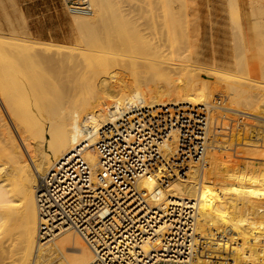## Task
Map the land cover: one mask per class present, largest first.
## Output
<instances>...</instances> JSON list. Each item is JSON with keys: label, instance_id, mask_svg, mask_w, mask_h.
<instances>
[{"label": "bare ground", "instance_id": "bare-ground-1", "mask_svg": "<svg viewBox=\"0 0 264 264\" xmlns=\"http://www.w3.org/2000/svg\"><path fill=\"white\" fill-rule=\"evenodd\" d=\"M89 1L92 12L87 15L69 8L77 27L73 45L8 36L0 29V264H120L113 257L96 256L80 232L88 231L97 213L105 217L107 211L79 212L76 206L92 203L89 181H97L100 172L97 144L107 126L117 124L125 113L137 116L142 108H169L184 115L189 108L205 106L213 121L222 112L212 103L223 95L228 99L225 108L245 106L264 117V49L248 47L247 30L236 27L245 36L236 34L239 46L236 36L229 41L244 54L246 75L239 76L232 70L239 66L236 55L229 71L201 62L200 55L208 52L202 45L204 30L189 21L193 19L179 21L171 6L175 1L172 8L160 7L158 2L164 0ZM254 1L263 13L264 0ZM226 57L233 60L232 55ZM256 126L260 131L254 144L231 143L235 154L219 156L213 138L205 159L208 168L191 165L188 174L167 186L153 174L138 181L151 208L173 199L198 200L197 234L205 247L196 240L197 264H208L203 257L212 259L209 255L217 257L218 252L227 256L219 264H229L228 259L231 264H264V138L260 137L264 123L257 121ZM141 132L131 121L112 133L120 149L126 145L135 149ZM175 140L163 148L166 160L176 149ZM50 176L53 183L41 185ZM130 200L118 214L128 212L131 217L124 218L132 223L146 209L141 205L131 209L136 201Z\"/></svg>", "mask_w": 264, "mask_h": 264}, {"label": "built area", "instance_id": "built-area-1", "mask_svg": "<svg viewBox=\"0 0 264 264\" xmlns=\"http://www.w3.org/2000/svg\"><path fill=\"white\" fill-rule=\"evenodd\" d=\"M67 2L70 3V8H79L85 15L92 12L89 0ZM227 103L226 96H215L212 104L221 110L222 117L213 121L205 106L189 108L184 115L169 112V108H163L162 111L142 108L136 111L137 116L125 113L117 124L107 126L97 144L100 157L98 180L89 181L94 189V193H91L92 203L87 204L88 207L74 205L79 212L97 213L100 208H103L102 213L107 211L105 217L101 213L94 216L88 225V231H80L96 256L104 260L113 257L120 264H197L196 250L201 246L205 247L204 239L197 234L200 214L198 200L173 199L166 205L151 208L147 192L139 191L137 185L144 175L153 174L160 185L167 186L177 177L183 178L188 174L191 165L200 164L204 167L211 149L208 143L213 138L218 143L216 151L219 156L235 154L230 145L236 141L254 144L260 131L256 122L264 123V117L229 110L225 108ZM132 116L133 119H130ZM131 121L136 122L142 132L135 138V149L128 148V145L125 149H120L116 142L117 135L112 132ZM210 122L211 131L208 132ZM262 136L264 138V128H261L260 137ZM174 137L176 149L166 160L163 148ZM82 165L87 168L84 162ZM51 179L52 176L42 180L41 185L46 187ZM129 198L130 202L136 201L131 209L137 205L146 209L132 223L126 222L124 218L125 215L131 217L128 212L118 214L119 208L128 205L125 202ZM93 204L95 205L92 206ZM127 224L130 227L128 231ZM196 240H200V247ZM209 256L212 259L203 257L208 264H219L217 261L227 257H223V254Z\"/></svg>", "mask_w": 264, "mask_h": 264}, {"label": "rangeland", "instance_id": "rangeland-1", "mask_svg": "<svg viewBox=\"0 0 264 264\" xmlns=\"http://www.w3.org/2000/svg\"><path fill=\"white\" fill-rule=\"evenodd\" d=\"M67 1L68 0H0V25H1L0 29L3 31V33L5 35H8V36L13 33V35L21 36V37H24L27 35L30 38H32L34 40L41 41V42H47V43H53V44H59V45H73L75 42V35L77 32V29H76L77 27H76L75 22L73 20V13L69 9L70 3H68ZM171 1L172 2L169 3V0H168V2H167V0H164V3L162 1L161 3L158 2V4L160 7L164 6L162 8H172V7L174 8V6H175V11L177 9L176 12H178L177 18L179 21L184 22L185 19L186 20L187 19L188 20L193 19V20H189V21L190 22L192 21L191 23L196 22V23H194V26H195V24H196V26L199 24L200 30L201 31H202V29L204 30L203 36L204 37L206 36V38L204 39V41H202V45L204 46L206 44L207 47L204 46V51H208V52H204L203 54L200 55L203 58V59L199 58V59H201V62L203 61V63L206 64L207 66H210L211 64H217L221 68L225 69L226 71H229L231 69H230V67H228V65L232 66L231 64L234 61V56L236 55L237 60H239V61H237L239 63V66L232 68L233 73L236 75H239V76H245L246 74H244V73H245L246 69H244L245 66L243 64L244 54L242 51L238 50L239 47H237V48H235V47L239 46V42L241 44V41H239L240 37L246 36L245 38L250 37V38H248V43H249L248 45H250V44L251 45L248 47H252L255 50L257 49L255 47L259 48L257 50L264 49L263 48L264 47L263 46L264 45V41H263L264 40V33H262V32H264V30H262V29H264V26H263L264 11H263V13L261 12V9L258 7L260 5L254 0H252V1H250V0H186L185 3H184L185 0L184 1L180 0V2H179V0H171ZM170 4H172L171 5L172 7L170 6ZM237 4H238V6H237ZM197 5H198V12H200V13L197 12ZM251 5H252V7H251ZM184 6H186V8L187 7L188 8L186 9ZM192 6H193V8H192L193 11L191 10ZM231 6H232V8H231ZM253 6L254 7L256 6L255 9ZM237 7H239V8H237ZM240 7H241V9H240ZM199 8H200V10H199ZM247 8H249V9H247ZM183 9H184V11H186V13L188 10H190V11H188L189 14L187 13L188 15H186V13L183 11ZM252 9H254L255 11ZM210 12H212V14ZM258 12H260V13H258ZM196 13H197V19L200 20V23L197 22V19L194 18V17H196L195 16ZM255 13H256V15H255ZM261 13L263 14L262 15L263 18L260 15L262 19L258 15ZM231 14H233V15H231ZM252 14H254V15H252ZM191 15L193 17H190ZM199 17H200V19H199ZM259 18L261 21L262 20L263 21L262 22L259 21ZM210 19H212V21L215 23H212V21H210ZM235 19L238 20L237 21L238 24L236 23V21H234ZM257 19H258V21H257ZM206 20H207V22H206ZM248 21H250V23H248ZM232 23H234V24H232ZM256 23H260V24H256ZM211 24H213L212 25L214 27L213 30L211 28L212 27ZM231 24L233 25V27L230 26ZM235 24H236L235 29L237 27L240 31L241 30H247V31H244V33H246V34H244L245 36L237 29H236V33H235V29H232V28H234ZM242 24H244V25H242ZM246 24L248 26H246ZM261 24L263 26L261 28H259V27L255 28L254 27V25H261ZM204 25L208 26V27H204ZM214 25H216V26L218 25V27H216ZM200 26H202V29ZM251 26H253V27H251ZM240 27L244 28V29H240ZM230 29H232V32ZM251 29H253V30H251ZM233 31H234L235 35L232 34ZM238 31H239V33H238ZM247 32H249V33H247ZM250 32H251V35H250ZM211 33H214L216 36L211 37L210 36V35H212ZM218 33H220V36ZM230 33L233 35L232 37H231ZM195 34L196 33H194L193 35L195 36ZM227 34H228V36H226ZM236 34H237V36H240V37H238L239 40H238ZM238 34H241V35H238ZM235 36L237 38V40H235V42L237 41L238 44L236 46L235 45L233 46V44L235 42L233 41L231 44V42L229 43V41L234 40ZM255 37H259V38H261V40L259 38L258 39L255 38ZM213 38L214 39L216 38L215 41ZM225 40H228V41H225ZM257 40H259V41L257 42ZM214 42H215V44H214ZM260 42L262 44H260ZM223 43L225 46L223 45ZM226 43H227V45H226ZM254 44H255V46H254ZM260 45H261V47H260ZM211 46H213L214 48ZM208 47H209V50H208ZM212 49H216V51L218 50V53L215 52L216 54H212V53H214V52H211ZM228 49L232 54L230 53V55H229ZM225 51L227 52V54L225 53ZM262 51H264V50H262ZM231 55L233 57V60H232V58L230 60L229 56H231ZM213 56H215V57H213ZM226 56H228L229 58H227ZM226 58H227V60L228 59L229 60L227 61ZM222 59L224 60V64L222 63L223 62ZM212 60H214L215 63ZM230 61H231V64H229ZM216 62H218V63H216ZM227 62H228V64H227ZM191 72L193 73V72H195V70H192ZM202 73L207 74V73H209V71L204 70V71H202ZM225 94L227 95V92L226 93L224 92V95ZM241 107L246 108V109L242 110L243 108H241ZM234 108L237 110H240V108H241V111H244V112L245 111L249 112V110L254 111V109H251V108H248L245 106H238V107L235 106ZM256 110L257 109H255V112L252 111L251 114L256 113L257 115L262 116V114H260ZM71 252H74V251H71ZM223 253L224 252H218L219 255H217V256H220V254H223ZM224 256L226 257L225 254L223 255V257ZM228 260H229V263L232 262L231 259H228Z\"/></svg>", "mask_w": 264, "mask_h": 264}]
</instances>
